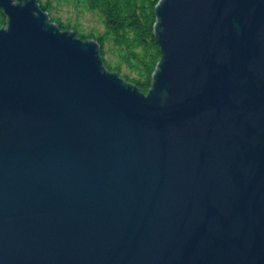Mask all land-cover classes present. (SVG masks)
Returning <instances> with one entry per match:
<instances>
[{"label": "water", "instance_id": "water-1", "mask_svg": "<svg viewBox=\"0 0 264 264\" xmlns=\"http://www.w3.org/2000/svg\"><path fill=\"white\" fill-rule=\"evenodd\" d=\"M0 6V264H264V0H159L147 93Z\"/></svg>", "mask_w": 264, "mask_h": 264}, {"label": "trees", "instance_id": "trees-1", "mask_svg": "<svg viewBox=\"0 0 264 264\" xmlns=\"http://www.w3.org/2000/svg\"><path fill=\"white\" fill-rule=\"evenodd\" d=\"M158 1L38 0L41 9L48 12L50 21L61 30H72L76 37L84 40H97L101 44L100 53L107 69L117 71L143 93L148 92L152 73L161 57L154 37L155 5ZM62 3H73L80 8L79 15L83 11L96 12L101 17L103 31L83 32L78 22L72 24L70 20L60 18L56 13ZM5 24L6 16L0 6V27ZM107 52L111 53L110 58H107Z\"/></svg>", "mask_w": 264, "mask_h": 264}, {"label": "rangeland", "instance_id": "rangeland-1", "mask_svg": "<svg viewBox=\"0 0 264 264\" xmlns=\"http://www.w3.org/2000/svg\"><path fill=\"white\" fill-rule=\"evenodd\" d=\"M79 9L78 7L74 6L73 3H62L59 6V10L57 11L56 15H58L63 20H70V22L73 24L75 22H78V27L83 32H88L91 30H95L97 32L103 31V25L101 17L94 11H83L79 15ZM108 46V44L106 45ZM106 48V47H105ZM107 49V48H106ZM107 58L111 57V53H106ZM115 59L114 57H112Z\"/></svg>", "mask_w": 264, "mask_h": 264}, {"label": "bare ground", "instance_id": "bare-ground-1", "mask_svg": "<svg viewBox=\"0 0 264 264\" xmlns=\"http://www.w3.org/2000/svg\"><path fill=\"white\" fill-rule=\"evenodd\" d=\"M157 4V3H156ZM49 15V14H48ZM50 18V17H49Z\"/></svg>", "mask_w": 264, "mask_h": 264}]
</instances>
